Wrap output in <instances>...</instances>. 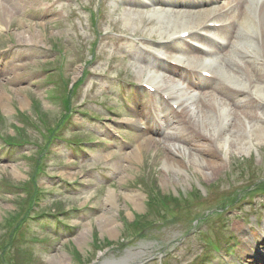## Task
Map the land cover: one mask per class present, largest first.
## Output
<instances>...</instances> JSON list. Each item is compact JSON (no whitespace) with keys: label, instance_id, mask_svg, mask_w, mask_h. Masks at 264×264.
I'll list each match as a JSON object with an SVG mask.
<instances>
[{"label":"rangeland","instance_id":"rangeland-1","mask_svg":"<svg viewBox=\"0 0 264 264\" xmlns=\"http://www.w3.org/2000/svg\"><path fill=\"white\" fill-rule=\"evenodd\" d=\"M13 8L12 11L0 5V62L5 63L0 67V135L17 143L6 149L0 140V264H117L119 259V262L126 260L125 264H132L148 255L144 248L156 243L172 254L164 257L167 264H196L198 255L204 252L194 238L196 223L190 221L184 210L180 212L175 208L171 209L176 219L163 222L160 216L148 211L147 194L158 187L169 200L188 196L193 187L198 188L207 195L206 199L200 204L196 203V198L190 201L197 204L192 213L201 214L220 205L218 199L225 190H238L250 179L264 178V139L257 142L252 137L250 130L254 125L250 126L249 121L244 122L246 129L236 126L233 114L241 112L239 103L232 101L227 110L218 112L221 117L215 118L218 122L215 128L204 129L197 125L198 118L192 113L196 110L182 105L188 112L181 107L183 113L174 118L177 123L169 133L163 134L158 129L149 133L138 131L142 125L136 119L138 127L135 130L115 127L114 140L99 122L77 113L78 109L103 116L105 112L97 102L106 101L115 105L114 111L129 116L134 108L127 111L123 105L135 96L126 88H117V80L101 81L102 77L91 74L79 87L77 108L64 123L68 133L63 138L74 147H77L75 141L93 138L104 140V144L90 150V156L63 141L53 140L47 144V130L44 122H38L36 113L42 109L50 126L56 124L63 109L58 96L62 86L58 78L66 79L70 89L83 71L86 72L89 45L96 32L104 35L95 47L97 59L90 69H95L97 74L115 69L113 74L118 79L136 82L137 67L143 68L144 75L150 68L133 61L137 40L132 42L123 37V47H120L112 45L109 37L119 34L142 40L148 38L151 29L149 25L146 27L145 15L142 22L146 30L129 33L130 25L122 20L124 7H112L105 0H21ZM114 29L119 33L113 34ZM55 48L58 51H54ZM61 53L63 60L59 58ZM118 53L125 54V59L110 65V58H117ZM219 76L226 80L222 73ZM199 97L194 96L193 103H204ZM144 98L141 95L143 102ZM211 103L212 110L217 113L218 106ZM256 113V121L264 127V106ZM236 116L242 120L241 116ZM241 128L251 145L246 152L232 147V138L238 132L244 135ZM145 136L150 137L146 142ZM191 139L199 149L191 148ZM193 154L199 160L211 165L213 161L217 165L195 170L191 160ZM40 157L43 170L35 174ZM166 158L172 163L169 168L164 165ZM227 169L230 174L232 172L230 178H226ZM222 180L224 183L217 185ZM14 184L21 188L14 189ZM240 195L237 205L227 207L224 213L228 222L226 235L241 230L243 224L239 216L246 214L251 218L252 207H258V214L264 216V206L252 203L254 197H247L244 192ZM253 196L255 201L263 199V196ZM184 205L180 202L178 206ZM64 211L61 216L68 218L63 223L69 229L55 225V213ZM137 216L147 217L144 223L147 228H131L134 219L141 220ZM220 219L212 214L208 224L200 226L213 242L215 235L220 233ZM108 220L111 225L106 224ZM252 232H256L255 226ZM140 233L154 237L139 238ZM124 235L129 243L122 252L115 251L116 242ZM242 237L235 239L239 250L234 249L237 252L233 253V259L240 264H253L244 248L253 240L252 234L245 237L247 242ZM257 240L259 238L254 237L256 244ZM212 254L208 264H221L218 252Z\"/></svg>","mask_w":264,"mask_h":264},{"label":"bare ground","instance_id":"bare-ground-1","mask_svg":"<svg viewBox=\"0 0 264 264\" xmlns=\"http://www.w3.org/2000/svg\"><path fill=\"white\" fill-rule=\"evenodd\" d=\"M14 1L16 0H10L8 3L10 5L12 4V7H15L21 2V0H18L16 3ZM169 2L171 3L167 5L175 7L173 10L164 11L161 7L163 4L162 0H156V2L151 1L150 6L152 9H148L147 11L148 19L151 18V16H154V19L158 21H155V25H152V29H160L162 27L163 35H167V41H171L173 37L183 29H194L197 27H201V31L208 32V34H210L207 37L208 39H221L225 35V30L229 28L230 30L227 35L229 48L221 49L216 47L214 52L209 54L207 53L208 60H204L201 53H193L194 51L185 53L183 55V57L186 58L185 60H182L181 57L178 58L175 54H170L164 57L177 63H181L180 65L183 67H189L191 64L196 63V60L202 62L199 64H204V66H200L199 70L201 72H211V79H213L214 73L212 66H215L216 69L222 72L223 75L231 79V81H233L236 85L239 84L241 87L237 88L238 91H235L227 86L214 84V82H212L213 85L211 86V91L209 93L213 94V96L208 95V87L203 86L201 89L194 90H192L191 87H182L179 81L176 80V76L179 74L181 69L173 68V66L165 64L162 60H160L162 72L147 73L145 77H143V70L138 68L135 70L137 80L152 86L153 84L157 85L156 88H159L158 85L160 87H164V90H170L171 93L176 94V98L178 99L184 96L187 109L192 110L193 108L196 110L195 112H192L195 113L196 118H198V120H196V124H199L204 129L207 127L215 128L218 123L215 121V118L219 120V117H221L218 112L226 110L229 104V99L225 95H221L219 93V96H215L214 92L216 90L221 93H225L228 97L233 96L234 98V96L244 93L248 83L251 89L264 99V0H237V6L232 8L227 13V18L221 14L215 13L231 3L226 0H207L206 2L205 0H201L200 2H196L199 7L190 8L189 10L184 9L191 5L189 0H169ZM203 4H207V6H203ZM128 5L129 7L124 13L125 22L127 24L136 22L140 25L142 18L145 15L144 10L141 8V4L138 5L134 0H128ZM226 20H230L229 24L224 25L220 23L221 21L224 22ZM215 24L220 25L217 26ZM257 29H260L258 32L261 33L255 32ZM153 41L154 42L152 44L148 45V47L152 50H159L162 46H165V43H162L160 40ZM194 41L202 46H209V43L206 44L199 38L194 39ZM220 57L226 61L220 62ZM206 63H208V65H206ZM250 67L252 68L248 69ZM190 68L193 69L192 67ZM244 68L246 70H250L252 73L251 74L249 72L250 74L247 75V78L244 76ZM188 89L192 92L200 90V95H206L207 97L200 96L202 99L205 98L204 103L194 104L191 102L190 99L186 97V94H189L187 91ZM168 93L170 92H163L162 94ZM211 102L218 106L217 113L212 110L213 107ZM241 102H243L239 107L241 112H234L238 114L239 117L241 116L243 120H248L250 126L254 125L253 128H251L252 130H250L252 137H254L257 142L263 141L264 127L261 122L256 121L258 117L256 110H259L260 106H258V104L254 101L250 99L248 100L246 97H243ZM187 109L186 112H188ZM135 110L137 114H141L142 111H144V108H142V104L137 103ZM236 114H233L235 115L233 120L236 122V126L245 127L243 120L240 121ZM241 129L244 135L240 136L242 132H238L237 135L232 138V147L239 152H246L251 145L246 137L247 134H245L244 129ZM202 138H207V135H202ZM148 139L149 138L146 140ZM190 141L193 143L191 145L192 149H199L200 146L194 143V139H191ZM218 145L223 147L221 143ZM169 147L174 151V148H172L171 145ZM191 160L195 170L199 171L202 169L201 166L215 168L213 165H217L213 161L211 165L205 160H199L194 154L192 155ZM164 165L169 168L172 163L166 158L164 160ZM133 201H136V199ZM106 224L111 225V222L108 220ZM125 261L122 260L121 263L117 264H124L126 263Z\"/></svg>","mask_w":264,"mask_h":264}]
</instances>
